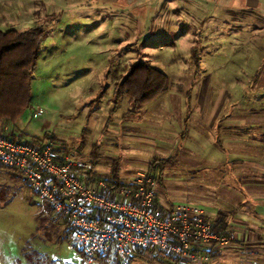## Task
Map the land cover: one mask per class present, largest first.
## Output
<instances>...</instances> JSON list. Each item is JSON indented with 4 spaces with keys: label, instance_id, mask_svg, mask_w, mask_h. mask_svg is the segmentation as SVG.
<instances>
[{
    "label": "rangeland",
    "instance_id": "374dc122",
    "mask_svg": "<svg viewBox=\"0 0 264 264\" xmlns=\"http://www.w3.org/2000/svg\"><path fill=\"white\" fill-rule=\"evenodd\" d=\"M246 7L244 0L232 8L220 0H0L3 32L42 28L46 34L32 80V108L17 127L9 125L10 130L36 138L65 137L75 146L87 116L91 113L106 121L116 85L133 65L148 62L168 75L169 88L128 123L148 126L153 145L112 146V156L92 158L98 160L96 172L107 179L108 159H119L122 176L133 179L138 172H149L153 162L164 161V167L159 164L154 169L163 203L190 202L208 211H230L237 204L225 193L235 187L234 171H230L234 164L229 162L236 149L224 146L222 151L216 144L197 147L201 142L193 137L197 128L206 127L211 113L218 112L221 118L213 134L221 124L264 123V111L257 114L264 109V98L257 100V93H264V80L257 75V65L264 60V34L257 35V14L263 15ZM197 38L202 48L198 66L190 51ZM130 109L132 102L122 97L113 120L117 125L113 127H119L113 135L118 141L131 135V129L120 126L122 114ZM180 135L185 137L182 146ZM99 137L100 133L90 143ZM248 140L242 147L248 157H238L242 165L256 156V142ZM161 142L160 148L155 147ZM82 148V152L90 150ZM176 154L178 159L167 163ZM39 204L21 175L1 165L0 264H73L68 242L59 238L62 231L41 220ZM247 246V252L227 248L210 264H257V245ZM126 264L179 263L175 257L150 250Z\"/></svg>",
    "mask_w": 264,
    "mask_h": 264
},
{
    "label": "built area",
    "instance_id": "2783aa9c",
    "mask_svg": "<svg viewBox=\"0 0 264 264\" xmlns=\"http://www.w3.org/2000/svg\"><path fill=\"white\" fill-rule=\"evenodd\" d=\"M0 163L30 186L41 219L69 230L73 264H126L150 250L179 264H210L218 250L241 241L197 204L163 203L155 174L138 172L118 186L53 135L29 137L2 124Z\"/></svg>",
    "mask_w": 264,
    "mask_h": 264
},
{
    "label": "crops",
    "instance_id": "0c3cea01",
    "mask_svg": "<svg viewBox=\"0 0 264 264\" xmlns=\"http://www.w3.org/2000/svg\"><path fill=\"white\" fill-rule=\"evenodd\" d=\"M221 3L228 6V8H232L235 5H241L243 3V0H220ZM245 4H247L246 8H249L251 10H257V12L261 13L263 16L260 17L257 14V35L264 34V3H261L259 0H244ZM205 23H203L204 25ZM264 36V35H263ZM208 42L210 45L213 43L212 37H209ZM199 46V62L197 63L192 56V49L194 46ZM191 51V58L196 62L197 66L200 65L202 57V48L200 39H195L194 45L190 48ZM257 75L259 80H264V60L257 65ZM261 78V79H260ZM263 83V82H262ZM117 87V85H116ZM101 94V93H100ZM115 94H116V88H115ZM100 96V95H99ZM124 97V96H122ZM122 97L119 99L118 102H114L112 108L108 111V117L106 121L102 123L100 119H97L96 117H93L90 113L86 118V126L83 129V133L81 134L80 140L76 143V145L81 144L82 147L88 146L90 150H85L82 152L81 147V153L80 151L74 152L78 155V157L82 160V162L89 164L92 166V170L95 173L97 177L100 178V175L96 172V165L98 163V160L101 158V155H107L112 156V152L109 148H112L114 146L116 149L119 148V145H125V146H136L140 144H144V142H147L148 145H153V142L149 138V131H151L148 126L144 127L141 124V127L138 126V122H135L134 124L128 123L129 119L136 115L139 110L134 111L133 103H132V109L122 114L121 117V128L124 129L127 127L129 130L128 134L129 139L126 141H118L115 133L118 132L119 127H113L117 126L115 123H113L114 117L116 116L118 112V105ZM127 97V96H126ZM264 93H257V100L263 99ZM115 100V95L114 98ZM262 111L264 109H260V111L257 110V114L261 115ZM193 116H196V114H193ZM241 119H245V117H238V121ZM221 118L219 113H211L209 118L207 119L206 127L202 129L197 128V133H195V137L193 139H196V142L200 141V144H197V147H205L209 144H216L221 148L222 151H226L224 146L234 147L236 149L234 159H231L229 164H234L232 169L230 171H234L235 180H234V186L232 189L229 188V190H226L225 196H228L230 198H234L235 200V207H233L230 211H226L222 208L220 209H214L208 211L206 210L209 216L213 221H224L225 224H228L230 226L229 229L236 232L239 235L240 243H238L235 246L229 247L233 251L235 250H243L244 252H247V249L250 244H256L257 245V264H264V123L262 120H257V126L252 125H246L244 123L241 124H229L224 125L221 124L220 129H217L216 133L213 134V129L217 127L219 124ZM120 128V129H121ZM2 129V125H0V130ZM255 129V130H253ZM145 130V131H144ZM255 131V132H254ZM153 132V131H152ZM247 132L249 135H247ZM100 133L99 141L92 142L95 136ZM156 133V132H155ZM158 134V138H160V134ZM61 141H63L70 149L74 146L72 143H70L65 137H60ZM173 138H177L175 135ZM181 138V135H180ZM182 143H180V146L185 141V137H182ZM247 139H250L248 141L256 142L254 144L256 148L255 157H250L253 159V162L246 165H242L239 162L238 157L242 154V147H247L245 141ZM163 140L166 141V138ZM140 142V143H139ZM226 142V143H225ZM163 145V142L154 144L155 147L160 148V145ZM99 148L98 150V157L96 164H93L92 158H94L95 154V148ZM108 152V154H107ZM105 153V154H104ZM249 153H243L242 155L248 157ZM251 156L253 154L250 153ZM172 157H175L174 161H176L179 157V154H176ZM108 158H104V161ZM111 162V172L112 167L115 165V163L119 164L120 171L122 173L121 167H120V160L112 158L108 159ZM107 160V161H108ZM219 162H224L222 159H219ZM227 163V162H226ZM237 163V164H236ZM236 164V165H235ZM150 166H148V169ZM110 172V175H111ZM110 175L107 177L109 178ZM237 177V178H236ZM226 197V198H228ZM241 244H244L246 246H242ZM228 248V249H229ZM225 249L218 250L216 254L214 255V260L218 257L224 256ZM219 264V263H218ZM222 264V263H221Z\"/></svg>",
    "mask_w": 264,
    "mask_h": 264
},
{
    "label": "trees",
    "instance_id": "16d2710c",
    "mask_svg": "<svg viewBox=\"0 0 264 264\" xmlns=\"http://www.w3.org/2000/svg\"><path fill=\"white\" fill-rule=\"evenodd\" d=\"M45 37L42 28H32L25 32L18 30L3 32L0 29V124L17 127V122L32 108V80ZM199 54V46L196 45L192 49V56L197 63L200 59ZM169 82L168 75L148 62H139L129 69L125 78L117 85L115 102L122 96H127L133 103L134 111H137L167 92ZM98 150L96 147L94 154L96 159ZM171 159L173 160L167 163H172L175 157ZM93 164L95 165L96 161H93ZM159 164L164 167L165 163L153 162L149 172L155 174L154 169H158ZM109 179L118 186L122 184L123 176L118 163L113 165ZM41 220L50 223L47 219ZM50 225L53 230L62 231L59 237L61 240L66 239L69 242L70 233L65 226L51 223ZM216 225L223 231H232L224 221H217ZM142 253L144 251L136 252L130 261Z\"/></svg>",
    "mask_w": 264,
    "mask_h": 264
}]
</instances>
